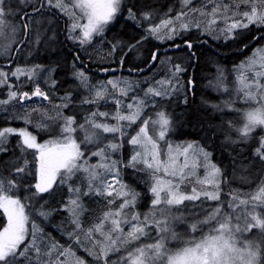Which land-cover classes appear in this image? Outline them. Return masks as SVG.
Instances as JSON below:
<instances>
[{
    "label": "snow or ice",
    "instance_id": "1",
    "mask_svg": "<svg viewBox=\"0 0 264 264\" xmlns=\"http://www.w3.org/2000/svg\"><path fill=\"white\" fill-rule=\"evenodd\" d=\"M20 3L27 5L30 12L24 11L20 17L22 23L17 24L9 22L7 17L23 9L13 7L12 0H0V57L9 58L11 63L13 47L23 51L25 46L31 49L35 44L56 51L64 47L65 41H71L69 71L77 83L65 89L56 102L53 96L59 89L53 73L60 66L59 59L46 68L42 64L16 65L10 71L0 67V86L7 88V98L0 99V106L17 101L18 105L11 104L14 118L38 129L33 134L27 127H0V210L4 217L0 226V264H86L72 245L64 246L45 231L46 222H51L53 214L63 213L67 215L61 224L67 227L62 228V235L75 240L93 258L87 264H264V235L259 242L245 238L242 245H238L236 235L252 228L264 234V214L256 211L255 204L239 214L236 201L240 205L248 201L240 199L236 191L227 201L228 208L234 211L224 210L221 184L226 170L213 162V154L206 146H199L195 141L174 144L172 140L179 117L169 110L167 98L184 93L182 103H187L186 93L192 91L194 77L186 74L200 57L191 39H183L186 61L167 53L161 55L158 47L153 46L150 58L143 63L165 72L158 80L154 79L155 73L152 78L139 77L144 69L133 65L128 71L137 74L135 79L112 76L92 83L86 72L76 66L77 61L81 64L84 61L74 50L78 45L80 51L87 53L97 38L101 47H105L103 38L121 18L132 21L140 29L127 43L113 38L108 52L113 63L118 58L121 67L130 53L138 52L150 43V38L161 43L174 41L177 36L183 38V33L192 27L213 39H234L243 35L242 30L251 32L250 25L264 29V0H232L231 4L217 0L210 12L204 5L196 8L190 0H180L181 8L175 11V16L165 13L158 23L156 9L137 0H71V3L20 0ZM209 15L214 18L205 27L197 17ZM46 18L50 27L45 26ZM216 20H222L223 26L217 27ZM259 40L264 41V34ZM171 46L180 47L175 43ZM246 47L242 44L241 50ZM38 69L46 73L44 85L47 87L38 82ZM242 70L251 72V77ZM234 71L235 84L230 85L225 78L226 70L217 65L214 85L217 91L227 93L228 99L212 107L231 109L235 115L222 114L221 123L210 130L214 136L223 134L221 147L229 151L234 173L237 158L243 155L238 148L247 145L251 155L247 163L239 166L262 174L258 191L251 194V200L264 208V133L259 134L257 146L248 143L255 129L264 128V80L261 79L264 78V46L253 49L252 55L234 65ZM9 77H15V82H10ZM142 81L147 87H142ZM25 85L30 90H24ZM237 99L247 107H237ZM29 101L32 103L28 104ZM102 102L114 104L115 108L100 110ZM35 113L40 114L39 119L33 118ZM40 131L48 133L43 142L38 140ZM10 136L18 137L14 147ZM125 145L131 146L128 155L123 152ZM89 157H96V163H89ZM201 167L202 177L197 172ZM129 168L147 177L142 178L146 192L137 191L121 177V172ZM188 184H191L190 191L184 187ZM65 187L67 197L53 206L54 194L63 193ZM93 197H103L107 209L85 227L81 218L86 211L84 200ZM142 197L147 206L143 213L137 208ZM201 197L215 204L209 205L210 211L202 220L188 222L189 228L196 230L207 225L208 231H202L199 237L186 238L187 231L178 233L172 225L185 222V201H197ZM150 225L155 226L158 238L154 243H145L140 237L145 236ZM169 239L181 240L182 246L167 247ZM133 241L139 243L133 244ZM119 249H124L126 256L122 254L119 260H112L109 254Z\"/></svg>",
    "mask_w": 264,
    "mask_h": 264
},
{
    "label": "trees",
    "instance_id": "2",
    "mask_svg": "<svg viewBox=\"0 0 264 264\" xmlns=\"http://www.w3.org/2000/svg\"><path fill=\"white\" fill-rule=\"evenodd\" d=\"M13 7L17 9H23V11H20L17 15L14 16H8L7 20L11 23H17L21 24L22 21L20 17L24 14V11L30 12V8L25 5L21 4L20 0H12ZM70 3L69 1H67ZM138 3H144L148 2L147 5H156L157 3L149 0H137ZM152 2V3H151ZM159 2H161L159 0ZM166 2V1H165ZM197 4H204V1H200ZM64 19H67V17H64ZM46 27H50L51 25L48 23L46 18ZM60 27L63 28V21L60 22ZM252 29L251 32L248 30H242L243 35L241 37H236L234 39L224 41L221 38L220 39H213L212 36L203 33L199 35V37H193V36H186L183 35V38L181 36H177L174 38V41L172 43H161L160 41L154 40L150 38V43L144 44L141 49H139L138 52H132L130 53V58L126 60L124 65L122 66L123 69H128L132 67L133 65H139L141 68L144 69L142 73L139 74L140 77L144 78H152L154 73V79H160L162 76L165 75V72L163 70L153 69L151 65H145L143 61L146 58H150V52L153 50V46H157L159 53L161 55H164L162 50L167 45H173L179 44L182 49H179L178 51L167 53L168 56L173 57L174 59L184 58L186 61L185 51L186 46L183 44V39H191L192 43L195 46V51L199 54V62H194L191 67L188 68L187 74L194 77V84L192 86V91H189L186 93L187 95V103H182L184 100V93H181L177 96H173L170 99V109L171 111H174L177 116L179 117L177 127L178 128V134L176 135V139L179 142H186V141H195L197 145L199 146H206L207 150L212 152L211 159L213 162H216L219 164V166L226 170V178L222 180L221 184V197L228 200L230 198V194L233 191H236L239 197H250L247 195V193L240 192L236 187H232L230 185V179L234 174L233 171V163L230 156L229 151L225 150L221 147V141L223 140V134L218 133L217 135H213V132L210 130L214 126H217L221 123V115L227 114V116L235 115V113L229 111H220L219 108L214 109L212 107L213 104L221 105L222 103V96L219 94V91H217L214 81L217 75V65L222 67L226 70V76L233 77L234 72V65H237L240 63V61L244 60L247 56L250 55V53L255 48H259L261 46H264V41L259 40V36L264 33V29L251 26ZM43 32L44 29H41ZM140 31V29H136L135 25L130 20H124L121 18L119 22L115 24V26L112 28L111 31L107 32V35L103 38V44L105 47H101L100 38L96 39V43L88 49V52H82L79 50V46L77 45L74 49L75 51L79 52V55L83 57V64H81L79 61L76 62V66L79 68H86L85 70L86 74L93 75V69L96 68H117L120 63L117 58L116 62L113 63L112 56L109 54L108 49L111 48L113 41V38L115 37L116 40H119L121 42L127 43L129 42L130 37L136 35V32ZM51 34L50 32L48 33ZM252 36H256L257 39L253 40ZM20 38H23V35L20 34ZM138 38V37H137ZM61 40H64V37H60ZM207 41V42H206ZM247 45L246 48H243L241 50V45ZM39 47V50L37 48ZM180 47V48H181ZM72 48V42L71 41H65L64 47L58 48L56 51L46 50L43 48V46H37L33 44L31 46V49L29 47H24L23 51L18 50L13 63H9V58L7 57H0V64L6 65L1 66L3 70L10 71L12 68H14L16 65H32V64H42L45 66V68L50 65L54 60L59 59L60 66L57 68V71L53 73V76L58 80L57 88L59 91L56 93L55 96H53V100L58 102V97L63 95L64 90L68 89L70 85H75L77 82L72 78L70 75V69L72 67V51L70 49ZM16 50L15 47H13L12 51ZM89 55H91V59H89ZM13 57V55H12ZM12 57L10 58L12 60ZM66 62V63H65ZM38 82L44 86L47 87V85H44V75L46 73L43 72V70L38 69ZM132 75H135L136 73H131ZM15 77H9L10 82H15ZM26 77H21V80H25ZM234 79V77H233ZM235 81V79H234ZM142 87H147V83H143L142 81ZM24 90H30L29 85H25ZM81 93L84 92L83 89L79 90ZM137 91V90H136ZM7 88L4 86H0V99L7 98ZM11 104H17V101L10 102V105L8 106H0V127H27L29 131H31L33 134H37L38 129L34 125H25L22 120H17L14 118V111L11 107ZM110 105H105L103 102L101 103L100 110H105L106 107H109ZM50 108L51 105H48ZM84 107H90L89 105H85ZM19 110V109H17ZM67 111V110H65ZM81 120L83 114H80ZM34 119H39L40 114L35 113L33 114ZM99 119V118H98ZM264 133V130L259 128V130H254L253 134H251L250 139L248 141L249 144H252L253 146H257V142L259 139V134ZM173 136V135H172ZM233 138H235L236 133H232ZM252 136L255 137V140L252 139ZM48 138V133L40 131L38 135V140L40 142H43L44 139ZM10 143L14 147L18 137L16 136H10ZM131 146H125L123 152L125 155L130 154L129 149ZM238 151L241 152L243 155L237 158V167L235 168V173L239 174L241 172L240 166L242 163H247V158L250 157L251 153L247 149V145L244 147H239ZM17 154L18 151H17ZM11 155V153H9ZM232 155H235V153H232ZM255 171V170H252ZM6 174V173H5ZM123 179L129 183L130 185L134 186L137 191L146 192L147 187L145 183L142 182V178L144 180L147 179V177L144 175V173L141 172H135L134 170L129 168L126 171L122 172ZM184 187L187 188L189 191V186L185 185ZM19 195L22 197L24 195L23 189L21 188L19 190ZM68 195L67 187L64 188L63 193L57 192L54 194V199L51 200V203L53 206H58V203L60 202L61 198H66ZM202 200L191 202V201H185V204L187 207H197L200 205ZM119 201H117L118 206ZM107 209V206L104 202V198H96L93 197L91 200H88L87 210L82 215V220L85 223V227L89 223L92 222L93 217H100L102 215V212ZM260 213L264 214V208H259ZM144 211H147V206L144 203L143 197H142V213ZM66 213H63L61 215L53 214V217L51 218V222H46L45 225V231L51 235V237L56 238L58 241H62L60 237L62 236V228L67 227V224H61L64 216H66ZM4 222L3 212L0 210V226H2ZM30 227V224H29ZM153 227L149 226V232L147 236H150V231ZM67 238V236H66ZM72 240H69L68 238L66 240H63L61 244L64 246H69ZM34 256V255H33ZM89 260V259H87Z\"/></svg>",
    "mask_w": 264,
    "mask_h": 264
},
{
    "label": "rangeland",
    "instance_id": "3",
    "mask_svg": "<svg viewBox=\"0 0 264 264\" xmlns=\"http://www.w3.org/2000/svg\"><path fill=\"white\" fill-rule=\"evenodd\" d=\"M67 1H69L71 3V0H67ZM149 1H153V2L157 3L156 5H153V6H152V4L150 5L152 8L156 9L155 22H157V23L159 22V19L161 18V16H163L165 13H167L168 16H175V11L176 10H180V8H181L180 0H160L161 2H159V0H149ZM200 1H204L203 5L205 6V9L208 12H210L211 7L213 6V4H215L217 2V0H211V3L209 2V0H190L191 6L199 8L201 6V4H197V3H199ZM221 2L222 3L231 4L232 0H221ZM147 3L148 2H144V4H146V5H147ZM170 7L173 8V11H171V12L168 11V9ZM243 7H244V5H241V8H243ZM197 18L201 19L203 21V23H204V26L207 27L208 26L207 21L209 19H213L214 17L209 15V16H206V17H199L198 16ZM216 26L217 27H222L223 26L222 20H216ZM251 26H255V25H250L249 27H251ZM255 27H257V26H255ZM202 33L203 32L201 30H198L196 27H192L188 31L184 32L183 35L199 37V35L202 34ZM203 34L206 35L207 33H203ZM262 34H264V33H262ZM221 39L224 40V41H228V40L223 39V37H221ZM229 40H231V39H229ZM167 42L168 43H172L173 40H165L164 41V43H167ZM184 46H186V45H184ZM180 47L179 48L172 47L169 44L162 50V52L164 54L165 53H172V52L178 51L179 49H182V47L181 48ZM252 52L250 53V55H252ZM256 69L259 70V64L256 65ZM83 70L85 71L87 69L84 68ZM93 70H94L93 71V75L92 74L91 75L87 74L91 78V82L92 83H95L97 80H101V79L102 80H107L109 77H112V76H131L134 79L137 78V74L132 75L131 73H129V71H127L126 69H123V67H121V65H119L117 68H108L107 72H102V71H100L99 68H96V69H93ZM242 71H245V74L248 75L249 77H251V75H252L251 72H247V70H242ZM233 77L236 80V72L235 71L233 72ZM233 77L232 76H230V77L226 76L225 77L226 81L230 85H234L235 84V81H234ZM141 78H144V77H141ZM261 79L264 80V78H261ZM109 88H110V86H109ZM136 90L138 92L140 91L139 89H136ZM219 94H221V96L223 98L222 102L224 100L228 99V94L225 93L224 91H219ZM171 98L172 97L167 98V100L170 101ZM157 99H159V98H157ZM33 100L35 101L37 99H33ZM125 100L127 102V98H125ZM27 103L31 104L32 101H29ZM235 104H236L237 107H241V108L247 107V105L244 104L239 99H237L235 101ZM109 105H110V107L112 109L115 108L114 104L109 103ZM221 105H222V103H221ZM219 110L221 112L225 111V110L229 111V113L232 112L231 109H227V108H223V109L219 108ZM133 127H135V125ZM261 129L264 130V128H261ZM255 130L257 131V130H259V128L255 129ZM178 132H179L178 128H175L173 130L172 140H173L174 144L181 143V142H179L176 139V135L178 134ZM103 135H110V134H103ZM82 137H83V134L81 133V138ZM125 146H128V145H125ZM201 159H202V157H201ZM88 160H89V163L94 164V163H96L97 158L96 157H89ZM240 170H241V172L239 174H237V173L233 174V176L230 179V185L232 187L233 186L236 187L240 192L247 193V195H249L250 197H245V196L244 197H239L240 199H246L248 201V203L246 205H240L239 204V200L236 201V204H237L238 208L240 209V213L239 214L242 215L243 212L246 209H251L254 204L257 205L256 211L260 213V211H259L260 207L258 206L259 202L258 201H252L251 200V194H253V193L258 191V186L260 185L261 175L262 174H258L256 171H251L250 172L248 169L243 168V167H240ZM122 172H121V177H122ZM197 172L202 177L204 170L201 167V168L197 169ZM188 186L190 187L189 188V191H190L191 190V184H188ZM197 187H200V185H197ZM88 200H89L88 198H85V200H84V205H85L86 210H87ZM200 200L204 201L203 204L200 203V205H198L197 207H186V208L183 209L185 222H177V223L172 225L173 228L175 229V231H177L178 233L183 234L185 231H187V237L186 238L199 237L201 235L202 231L203 232H207L208 231V226L207 225L198 226V228L196 230H192V229L189 228V223L188 222H191V221H194V220H202L203 217L205 215H207V213L210 211L209 205H214L215 204V202L207 201L203 197H201ZM222 200L224 201L223 205H222V208L224 210H226V211H234V209H229L228 208V203H227L228 200H226L224 198H222ZM197 201H199V200H197ZM191 202H196V201H191ZM137 208H138V211H140L142 213V198L138 202ZM232 220H233V224H235L236 223L235 217H233ZM241 223H243V221H241ZM150 226L153 227L151 229V231H150V236H147V234L149 232H146L145 236L140 237V240L144 241L145 243H148V242H153L154 243L155 240L158 238L156 230H155V226L154 225H150ZM28 227H29V225H28ZM125 231H127V226H125ZM236 235L238 237V240H237L238 245H242L244 240H245V238H247V239H255L257 242H259V240L261 238V235H264V234H261L260 230L258 228H252V229H250L248 231L237 233ZM60 239L63 241V240H66L67 238H66L65 235H62L60 237ZM62 241H58V242L61 243ZM132 243L133 244H138L139 241H133ZM70 245H72L74 247L76 255L79 256L81 259H84L86 261V264H87V262L92 261L93 258L91 256H89L86 251H84V248L82 246L76 245L75 240H72ZM166 246L169 247V248H173L174 249L177 246H182V241L181 240L169 239ZM125 247H128V246H125ZM122 254L126 256V252L124 251V249H119V250H117L115 252L110 253L109 256H110V258L112 260L115 261V260H119V258H120V256ZM61 259H63V257H61ZM87 259H89V260H87Z\"/></svg>",
    "mask_w": 264,
    "mask_h": 264
},
{
    "label": "water",
    "instance_id": "4",
    "mask_svg": "<svg viewBox=\"0 0 264 264\" xmlns=\"http://www.w3.org/2000/svg\"><path fill=\"white\" fill-rule=\"evenodd\" d=\"M17 51H18V49H16V50L14 51V53H13V57H12L11 63H13ZM11 63H10V64H11ZM0 65H1V64H0ZM1 66H6V65H1Z\"/></svg>",
    "mask_w": 264,
    "mask_h": 264
},
{
    "label": "built area",
    "instance_id": "5",
    "mask_svg": "<svg viewBox=\"0 0 264 264\" xmlns=\"http://www.w3.org/2000/svg\"><path fill=\"white\" fill-rule=\"evenodd\" d=\"M33 99H37V98H33Z\"/></svg>",
    "mask_w": 264,
    "mask_h": 264
}]
</instances>
